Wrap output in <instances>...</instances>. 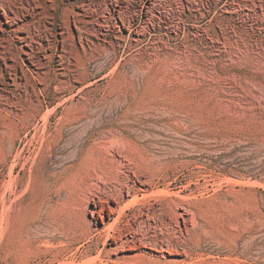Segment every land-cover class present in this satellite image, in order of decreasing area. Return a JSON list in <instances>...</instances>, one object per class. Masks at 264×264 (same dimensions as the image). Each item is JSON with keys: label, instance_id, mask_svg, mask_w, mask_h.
I'll list each match as a JSON object with an SVG mask.
<instances>
[{"label": "rangeland", "instance_id": "374dc122", "mask_svg": "<svg viewBox=\"0 0 264 264\" xmlns=\"http://www.w3.org/2000/svg\"><path fill=\"white\" fill-rule=\"evenodd\" d=\"M0 264H264V0H0Z\"/></svg>", "mask_w": 264, "mask_h": 264}, {"label": "bare ground", "instance_id": "6f19581e", "mask_svg": "<svg viewBox=\"0 0 264 264\" xmlns=\"http://www.w3.org/2000/svg\"><path fill=\"white\" fill-rule=\"evenodd\" d=\"M52 47H53V44H52ZM53 50V49H52ZM50 51V50H49ZM51 115V114H50ZM49 115V116H50ZM48 116V117H49ZM77 118H79V116L77 117ZM65 119V118H64ZM137 175V174H136ZM127 187V189L129 190V186H126ZM124 188V187H123ZM123 188H121V189H119V190H122ZM131 188V187H130ZM134 190V189H133ZM133 190H131V191H133ZM123 191V190H122ZM127 191V190H126ZM130 191V192H131ZM118 192V191H117ZM121 191H119L118 193H120ZM127 192H129V191H127ZM130 192H129V194H130ZM136 192V191H135ZM121 194V193H120ZM137 194V193H136ZM117 195V194H116ZM123 195V194H122ZM115 196V195H114ZM119 196V195H118ZM138 195H136V196H134V199H135V197H137ZM116 197V196H115ZM114 197V198H115ZM122 199V198H121ZM138 199V198H137ZM115 200H116V198H115ZM133 200V199H132ZM135 201H136V199H135ZM117 202V201H116ZM132 203L131 204H133L134 202L133 201H131ZM137 203V202H136ZM130 204V203H129ZM134 205V204H133ZM130 206V205H129ZM127 207V206H126ZM123 208V207H122ZM121 208V209H122ZM120 209V208H119ZM101 211L99 212L100 214H102V215H99L100 216V218L103 220V222L106 220V216H104V214H106V211L108 210V208L106 207V206H104V205H102V208L100 209ZM121 211V210H120ZM114 212H116V211H114L113 209H110V213H109V216L110 215H112V214H114ZM121 212H124L123 210L121 211ZM119 213V212H118ZM116 214V213H115ZM120 215V214H119ZM149 215V214H148ZM143 216V215H142ZM148 217V216H147ZM150 217V216H149ZM141 238V237H140ZM139 240V239H138ZM173 245V244H172ZM137 247V246H136ZM172 248V247H171Z\"/></svg>", "mask_w": 264, "mask_h": 264}]
</instances>
